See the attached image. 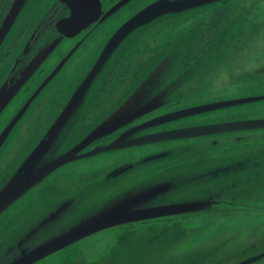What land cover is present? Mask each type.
I'll return each mask as SVG.
<instances>
[{"label":"rangeland","instance_id":"rangeland-1","mask_svg":"<svg viewBox=\"0 0 264 264\" xmlns=\"http://www.w3.org/2000/svg\"><path fill=\"white\" fill-rule=\"evenodd\" d=\"M30 3L40 14L52 2L17 0L18 7L7 16L12 23L0 31V51ZM117 10L118 14L130 11ZM217 13L228 15L226 35H236L223 55L222 51L206 53L192 64L177 58L156 67L150 75H157L112 96L109 113L101 119V110L95 108L91 133L72 138L65 127H69L67 117L91 109V101L84 97L91 79L75 80L76 74L82 63L95 56L94 46L106 37V31L99 30L43 93H30L34 87L26 92L30 78L43 67L45 74L51 73L70 45L62 42L64 37L54 28L48 30L20 74L17 91L0 110V264H13L62 237L78 227L70 228L71 223L84 217L105 216L120 209L135 215L132 221L143 225L131 232L115 227L106 236L95 233L88 242L47 254L31 264H212L213 256L242 253L252 241L250 235H234L233 231L264 232V127L134 142L180 126L264 120V0H214L172 11L171 15L183 16H167L160 19L161 24L147 27L132 56L144 51L146 57H155L191 27L198 32L200 22ZM9 93V86L3 84L0 102ZM170 94L173 96H165ZM30 97L35 99L34 110L38 109L37 97L59 117H51L55 124L47 140L37 146L30 144V137L25 139ZM138 108L146 112L142 118L116 128ZM191 108L200 110L154 122ZM164 147L171 149L170 156L159 162H141ZM168 162L172 163L169 168ZM125 163L134 166L119 170ZM143 175L154 176L141 178ZM226 207L247 208L234 211L239 220L224 225L220 214ZM259 238L263 244L264 236Z\"/></svg>","mask_w":264,"mask_h":264},{"label":"flooded vegetation","instance_id":"flooded-vegetation-1","mask_svg":"<svg viewBox=\"0 0 264 264\" xmlns=\"http://www.w3.org/2000/svg\"><path fill=\"white\" fill-rule=\"evenodd\" d=\"M16 1L17 0H0V30L5 25L8 14L15 7L14 5L16 4ZM121 1L123 0H101L103 12L101 13L100 17L95 22L82 29L75 36H67L63 34L58 28V22L71 15V8L67 5V3L62 2L61 0H51L52 3L49 5V7L40 14L36 13L35 9H33L32 3H30L27 11L21 16L22 19L17 23L14 31L10 34V36L7 38V41L1 47L0 89L3 84H7L10 90L19 85L18 82L20 74L28 64L35 49L42 41L43 37L46 35L49 29L54 28L58 32V34L64 37L62 42L70 43V45L60 56L51 73L45 74V68L43 67L33 77L30 78L25 89L26 92L34 87V90L30 93L34 92L38 95L40 93H43V90L48 88V84L53 80V78L60 72L61 69H63V67L69 61H71L77 55L79 50L82 47L84 48L85 46H87L99 30H105L106 37L101 38L99 44L94 46L93 53L95 54V56L82 63L79 71L76 74L77 77L75 78V80L80 81L83 78L91 79L90 84L86 85V87L88 88V94L87 96L83 95L91 101V109L87 110V108H83L82 111H75L72 115L67 117L69 127H65L69 137L72 138L74 136H80L81 133H86V131H89L91 133L94 130L93 122L95 120V118H93L91 114L96 112L95 108L101 110L102 116L99 118L101 119L107 113H109L108 109L112 96H115L116 93H119L121 95L125 91H127L132 84H139L144 78L157 75L158 73L150 75L156 67L162 66L166 62V65H168L170 64L169 60L177 58L186 60V62L184 61V63L186 64H192L194 60L204 56L206 53L213 54V52L217 53L222 51L223 55L226 45H230L229 42L236 36L235 34L226 35L225 29H229L230 26L227 22H224V20L228 17V15L217 13L213 15L211 20L207 22H200L201 28H199L198 32L194 33L193 28L191 27L190 30L185 32L187 34L184 33V35H180V40L175 42L170 47H164L160 49L155 57H153L152 55L151 57H146L147 53L144 51L135 54L133 57L132 54L135 53L138 44H140V39H142L146 34L145 29L147 27H150L151 25H159L160 19H163L167 16H183L179 14H176V16L165 14L159 15L158 17L156 16L147 24L145 23L137 26L118 44V46H116V48H114L112 52L106 53L107 46L116 32L139 11H141L151 3L159 0H151L147 4H140L141 0H127L118 8L120 10L126 8L127 10L130 9V11L118 14L116 13V10L118 8L116 10H114V8H116ZM222 1L226 2L227 0ZM110 11L113 12L110 13ZM118 17H120L119 20L116 19ZM183 37L185 38V42L182 41ZM17 49H19L18 52ZM222 55L221 53H218L217 57L220 58L222 57ZM165 96L173 95L170 94ZM92 97L93 99H90ZM16 98L20 101L21 95L18 94ZM103 99H106V101L104 102ZM34 104V97H30L28 100V106L31 108V115L25 124L24 131L26 141L30 137V144H36L37 146L41 141L44 142L45 140H47L49 130L55 124L54 121H51V117L56 118L57 115H52L49 110V105L46 104L45 101L38 100L37 97L36 106L38 107V109L34 110ZM132 113L133 114L126 119H122L121 122L116 125V128H124L129 126L131 123L137 121L138 118H142L146 112L138 108ZM131 116L134 117L130 119ZM57 119H59V117H57ZM185 128L190 127L180 126L171 129H164V131L161 132L174 131ZM146 136L150 135L138 137L134 140V142L147 143L137 141L139 139L145 138ZM121 143H124V141H122ZM171 152L172 151L170 148L164 147L163 149H159L158 151L150 152L141 162H159L160 160L164 159V157L170 156ZM168 164L169 166H166L169 168L172 163L168 162ZM132 166H134V164L125 163L119 170L128 171ZM118 174L120 173H117V175ZM151 176L154 175H143L141 178ZM242 208L247 207L224 208L225 212L220 214L221 218L225 222L224 225H226L228 222L239 220L235 215L236 212L234 211H239ZM182 216L187 217L186 215ZM134 217L135 215H133L132 213H126L123 209L117 210L113 213H107L105 216L95 215L88 218L84 217L82 220L76 222L75 224L71 223L70 228L76 225H78V227L70 229L63 236L76 229L87 227L90 225L97 228L93 232H90L89 234H86L79 239L73 240L68 245L56 251L60 252L62 250H67L72 246L75 247L76 244L81 241L88 242L89 238L93 234L98 232H102L106 236L110 232L115 230V227L119 231L131 232L132 229L143 225H138V223L133 222L132 219ZM169 223L173 226L177 225V222ZM235 224L241 225L242 223L236 222ZM232 230L235 229L233 228ZM1 232L2 231H0V238ZM233 232H235L234 235L240 233L243 237L250 235L252 237V241L250 243H247L249 245H246L241 249L242 253L226 252L224 254L213 256L214 260L212 261V264H264V243H259L262 239L259 237L264 236V232L258 231L256 229L249 233L244 230ZM233 232H231V234H233ZM236 237L237 236H235L234 238ZM85 245L86 244L84 243L80 247ZM68 258L69 256L64 255V259L67 260Z\"/></svg>","mask_w":264,"mask_h":264},{"label":"water","instance_id":"water-1","mask_svg":"<svg viewBox=\"0 0 264 264\" xmlns=\"http://www.w3.org/2000/svg\"><path fill=\"white\" fill-rule=\"evenodd\" d=\"M62 2L67 3V5L71 8V15L67 18H64L58 22V28L60 31L67 36H75L82 29L86 28L91 23L95 22L101 15L102 11V3L101 0H61ZM127 0H123L119 3V5L114 8L117 9L120 5H122ZM214 1V0H159L151 3L141 11H139L135 16H133L128 22H126L112 37L110 40L106 53H110L118 46V44L137 26L141 24H147L156 16L164 15L167 13H172V11H176L182 8L202 4L205 2ZM17 4V1H16ZM15 4V5H16ZM14 5V6H15ZM16 5L14 8H17ZM113 10V11H114ZM113 11H110L113 12ZM10 20L5 22L4 26H7ZM12 21L10 22V24ZM3 26V27H4ZM2 29V28H1ZM1 31V30H0ZM18 86L14 87L10 90V93L5 96V98L0 102V110L7 103V101L11 98V96L16 92ZM200 110V108H191L180 110L163 117L156 119L155 123L166 122L172 119L181 118L186 115H190L196 113ZM134 117L131 116L130 119ZM255 127H264V120H256V121H248V122H237V123H225L218 125H208L202 127H190L185 129H179L174 131L161 132L158 134L146 136L145 138L137 140L138 142H151L158 140H170L175 138L182 137H190V136H198L203 134L215 133V132H223V131H231L234 129H242V128H255ZM97 227L92 225L87 227H82L76 229L69 234H66L63 237L55 239L50 243H47L32 252H30L27 256L19 259L13 264H31L35 261L39 260L41 257L52 253L64 246L68 245L73 240L79 239L90 232H93Z\"/></svg>","mask_w":264,"mask_h":264}]
</instances>
